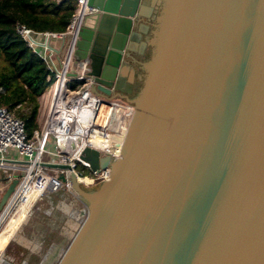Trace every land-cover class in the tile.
I'll list each match as a JSON object with an SVG mask.
<instances>
[{
  "label": "water",
  "instance_id": "1",
  "mask_svg": "<svg viewBox=\"0 0 264 264\" xmlns=\"http://www.w3.org/2000/svg\"><path fill=\"white\" fill-rule=\"evenodd\" d=\"M87 5L68 76L133 113L117 156L81 153L108 179L59 175L83 209L57 264H264V0Z\"/></svg>",
  "mask_w": 264,
  "mask_h": 264
},
{
  "label": "built area",
  "instance_id": "2",
  "mask_svg": "<svg viewBox=\"0 0 264 264\" xmlns=\"http://www.w3.org/2000/svg\"><path fill=\"white\" fill-rule=\"evenodd\" d=\"M76 5L75 13L63 33L37 32L18 23L15 26L16 33L41 57L55 80L43 126L35 130L31 137L27 135L23 120L8 108L0 106V169L22 170L13 193L0 213V220L15 212L14 208L26 201L29 193L35 195L33 203L46 192L67 190L72 193L68 181L59 179L61 173L67 175V171H73L77 181L84 186L108 179V169L93 173L89 170V164L80 158L85 147L115 156L120 152L132 116V106L121 99H109L93 93L90 89L92 81L85 77L88 64L84 61L75 67L74 76H68L73 67L78 29L83 17L92 11L87 0H76ZM66 34H70L71 38L63 41L60 50L65 52L60 57L52 40H64ZM2 93L4 89L0 87ZM49 139L53 150L47 148ZM11 150L21 156L26 164L9 166L4 163L3 159ZM42 162L67 163L70 169L51 170L41 166ZM4 212L8 213L4 215Z\"/></svg>",
  "mask_w": 264,
  "mask_h": 264
},
{
  "label": "trees",
  "instance_id": "3",
  "mask_svg": "<svg viewBox=\"0 0 264 264\" xmlns=\"http://www.w3.org/2000/svg\"><path fill=\"white\" fill-rule=\"evenodd\" d=\"M76 0H0V106L23 120L27 135L39 130L41 97L54 83L44 61L16 33V24L37 32L63 33Z\"/></svg>",
  "mask_w": 264,
  "mask_h": 264
},
{
  "label": "rangeland",
  "instance_id": "4",
  "mask_svg": "<svg viewBox=\"0 0 264 264\" xmlns=\"http://www.w3.org/2000/svg\"><path fill=\"white\" fill-rule=\"evenodd\" d=\"M52 91L53 88L50 87L41 100L44 110L40 109L37 118L39 129L45 121ZM47 148L53 150L51 139ZM82 206L83 204L67 190L46 192L32 205L28 215H24L26 220L21 219L12 236L7 239L1 264H41L45 257L58 248V254L51 261V264H57L75 233L72 228H75L77 223L73 216L77 208ZM11 216L9 214L4 220H0V234L11 220Z\"/></svg>",
  "mask_w": 264,
  "mask_h": 264
},
{
  "label": "crops",
  "instance_id": "5",
  "mask_svg": "<svg viewBox=\"0 0 264 264\" xmlns=\"http://www.w3.org/2000/svg\"><path fill=\"white\" fill-rule=\"evenodd\" d=\"M52 45L57 51H59V56L61 57L62 54L65 52V50H60L61 46L63 45V39L62 38H57V39L52 40ZM43 96H44V94H43ZM43 96L41 97V100H42ZM42 103H43V101L40 102L39 112H40V109L44 110V108H43L44 104L42 105ZM3 162L6 163L9 166L12 165V164H16V165H24V164H26L24 159L21 156H19L14 150H11L5 156V158L3 159ZM21 174H22V170H19V169L11 168V169H7V171H4L3 169H0V199L3 196V194L5 193V191L11 186V184L14 181H17V183H18V180H19ZM14 209L16 211L20 210V208L19 209L14 208ZM81 209H83V206L82 207H78L77 210H76L75 216H73V219L77 223V224L75 223L76 224L75 228H72L73 231H76V229L78 228V226L81 223L82 218L79 216ZM16 211L13 214H11L12 215L11 217H13L16 214ZM6 213H8V212H4L3 214L6 215ZM3 214H2V216H4ZM9 223H10V221L8 222V224L6 225L4 230L2 231V233L4 232L6 234V241L13 234V233L12 234L11 233L8 234V231L10 229L9 228ZM0 236H1V234H0ZM51 258H49V259H51Z\"/></svg>",
  "mask_w": 264,
  "mask_h": 264
},
{
  "label": "bare ground",
  "instance_id": "6",
  "mask_svg": "<svg viewBox=\"0 0 264 264\" xmlns=\"http://www.w3.org/2000/svg\"><path fill=\"white\" fill-rule=\"evenodd\" d=\"M25 200L26 201H24L21 205L18 206L20 208V210L16 211V214L11 218L12 220H10V223H9L10 229L8 231V234L9 233L12 234L15 227L18 226L19 223L21 222V219L22 220L25 219L24 214H25V216L28 215L30 208L34 204L33 202L35 200V195L32 193L31 194L29 193L25 197ZM19 208H17V209H19ZM5 243H6V234L3 232V233H1V236H0V264L3 262L2 255H3V248H4ZM51 257H52V254L50 253L47 257H45L43 259V261H41V264H51V259H52ZM49 258H51V259H49Z\"/></svg>",
  "mask_w": 264,
  "mask_h": 264
},
{
  "label": "flooded vegetation",
  "instance_id": "7",
  "mask_svg": "<svg viewBox=\"0 0 264 264\" xmlns=\"http://www.w3.org/2000/svg\"><path fill=\"white\" fill-rule=\"evenodd\" d=\"M94 84H92V86H93Z\"/></svg>",
  "mask_w": 264,
  "mask_h": 264
}]
</instances>
